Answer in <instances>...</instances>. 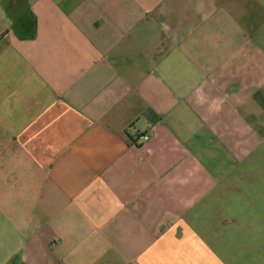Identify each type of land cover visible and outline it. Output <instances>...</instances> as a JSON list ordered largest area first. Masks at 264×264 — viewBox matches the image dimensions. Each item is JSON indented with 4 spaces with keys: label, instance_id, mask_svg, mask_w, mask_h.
Listing matches in <instances>:
<instances>
[{
    "label": "crops",
    "instance_id": "0c3cea01",
    "mask_svg": "<svg viewBox=\"0 0 264 264\" xmlns=\"http://www.w3.org/2000/svg\"><path fill=\"white\" fill-rule=\"evenodd\" d=\"M0 264H264V0H0Z\"/></svg>",
    "mask_w": 264,
    "mask_h": 264
},
{
    "label": "built area",
    "instance_id": "2783aa9c",
    "mask_svg": "<svg viewBox=\"0 0 264 264\" xmlns=\"http://www.w3.org/2000/svg\"><path fill=\"white\" fill-rule=\"evenodd\" d=\"M141 137L143 138V141L146 142L150 139L151 136L150 134L146 133V134H143Z\"/></svg>",
    "mask_w": 264,
    "mask_h": 264
}]
</instances>
